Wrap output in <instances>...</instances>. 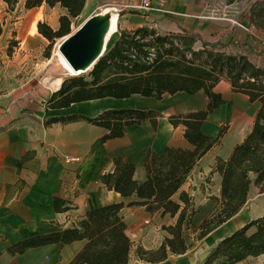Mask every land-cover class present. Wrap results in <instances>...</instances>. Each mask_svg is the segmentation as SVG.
I'll use <instances>...</instances> for the list:
<instances>
[{
    "label": "trees",
    "instance_id": "16d2710c",
    "mask_svg": "<svg viewBox=\"0 0 264 264\" xmlns=\"http://www.w3.org/2000/svg\"><path fill=\"white\" fill-rule=\"evenodd\" d=\"M88 0H3L10 10L23 4L32 10L44 5L60 7L65 11L55 30L47 23L39 22L38 32L54 44L72 32L73 20L78 19ZM241 0H226L233 5ZM249 26L264 30V0H254L248 8ZM119 36L108 47L92 70L83 76L63 81L60 89L47 101L49 109H67L73 104L106 98L124 100L133 96L158 101L166 95L185 93L195 95L203 91L209 102L204 110L170 116L174 127H184V137L191 148L170 147L163 153L149 149L143 165L146 176L143 181L135 178L137 166L125 162L122 157L113 159L114 169L101 176L102 184L109 190L131 199L129 208L143 207L147 213H161L176 218L173 226H162L166 236L157 250H145L127 235V224L121 211L124 203L108 204L86 212L77 225L59 228L45 235L19 242L9 252L21 255L29 249L48 245H71L85 242L84 247L70 264H129L133 251L144 263L158 264L170 256H182L189 249L186 238L193 227L197 213L193 199L181 191L198 162L223 137L203 133L202 126L209 116L226 103L222 94L215 91L223 80L230 83L235 93L248 97L250 103H258L254 125L243 142L237 145L230 158H217L215 172L222 177L220 197H212L218 205L211 215L197 228V240L209 234L237 216L249 201L251 188L260 187L264 193V69L253 64L247 55H227L216 51L225 45L203 42V48L195 49L197 38L184 33L159 34L155 29L141 27L133 31L118 30ZM3 23L0 19V36ZM251 54L260 55L252 46L234 44ZM211 49V50H209ZM162 119L154 110H107L97 117L70 115L50 118L45 126L55 123L87 122L108 131L101 138L105 143L122 138L127 129L150 121L157 130ZM178 195V199L175 196ZM57 212L69 210L67 202L53 199ZM264 255V215L254 219L230 235L222 238L203 264H238L249 258Z\"/></svg>",
    "mask_w": 264,
    "mask_h": 264
},
{
    "label": "crops",
    "instance_id": "0c3cea01",
    "mask_svg": "<svg viewBox=\"0 0 264 264\" xmlns=\"http://www.w3.org/2000/svg\"><path fill=\"white\" fill-rule=\"evenodd\" d=\"M155 1L160 2L162 7L139 16V20H135L137 25L126 24L121 30L133 31L149 27L162 35L184 33L195 36L197 43L218 42L212 37L213 30L217 29L216 22H208L202 13L204 0ZM223 1L226 3V0ZM86 8L87 5L82 14ZM58 90L47 93L30 88L0 93V264H70L85 242H75L64 247L48 245L29 249L21 255H12L9 250L31 237L52 233L59 228L73 227L87 211L114 203L125 204L121 215L127 224V235L135 244L134 251L138 246L145 250H157L166 236L162 226H173L176 218L169 215L161 218V213L156 212L160 220L155 222L156 215L147 213L145 208H129L131 199L109 191L102 184L101 176L114 169L115 157H122L125 162L137 166L135 178L143 181L146 176L143 165L149 149L161 154L170 147L191 148L184 137V127H174L168 118L204 110L209 102L207 96L203 91L192 96L175 94L173 96L190 97L191 101L192 98H198L201 103L197 105V102L190 101L183 109L170 112L157 130L150 121H145L141 126L128 128L122 138L103 143L101 138L108 133L103 128L84 121L55 123L46 127L45 121L74 114L97 117L104 111L119 109L154 110L162 114L158 109L145 105L146 101L158 100L141 96L124 100L106 98L73 104L67 109H49L47 101ZM216 90L232 88L228 81L223 80L216 86ZM166 97L172 96L166 95L164 99ZM251 104L257 107L252 122L241 120L238 117L239 109L226 102L202 126L203 133L215 138L222 131V124L226 126L227 122L236 120L235 131L240 137L233 140L228 134L231 128L223 132L221 142L198 162L181 189L200 207L193 218V223L196 221L199 226L214 211L208 207L218 205L217 201L211 199L219 198L221 191L222 177L215 172L217 158L227 161L234 148L243 142L253 128L259 105ZM69 110L73 112H66ZM214 116L223 122L211 124L210 119ZM66 158L76 161L66 162ZM54 198L66 201L69 210L55 211ZM175 199H178V195ZM134 251L129 264L137 259ZM171 257L158 264H166Z\"/></svg>",
    "mask_w": 264,
    "mask_h": 264
},
{
    "label": "rangeland",
    "instance_id": "374dc122",
    "mask_svg": "<svg viewBox=\"0 0 264 264\" xmlns=\"http://www.w3.org/2000/svg\"><path fill=\"white\" fill-rule=\"evenodd\" d=\"M253 1L241 0L233 5H226L223 0H204L202 13L208 22H216L217 29L213 30L212 37L218 41L217 43L225 45L216 51L227 55H247L253 64L264 69V30L254 29L248 24V8ZM159 3L150 0L152 10L145 11L141 8L142 0H88L86 12L78 19L73 20L72 32L77 30L89 17L101 13L103 10H108L109 14L118 15L119 29L126 24L135 26L137 25L135 20H139V16L152 13L154 10L161 8V3ZM64 13L65 11L60 7L49 8L46 5L27 10L23 4H19L15 9L10 10L3 0H0V19L4 29V33L0 36V93L9 90H29L30 88L41 89L42 92L49 93L56 90L58 81H61L62 84L64 80L73 78L58 62V45L62 39L51 45V42L39 32L36 34L32 32V25L35 21L37 25L39 22H44L56 30L59 27V18ZM118 36L119 33L110 46ZM236 43L248 44L260 55L251 54L245 48L236 47L234 45ZM201 48H203V42L199 41L195 45V49ZM216 92L222 94L227 104L239 109L238 117L241 120L252 122L257 107L251 104L247 97L235 93L233 90H216ZM190 101V97L177 95L166 97L158 102L146 101L145 105L161 111L162 121L170 112L188 106ZM191 102H197V105L201 103L198 98L197 100L192 98ZM221 122L223 121H218L215 116L210 119L211 124L218 125ZM236 123V120L229 121L226 126L222 124L221 127L225 133L226 130L231 128L228 134L234 138L233 140L240 137L235 131ZM205 199H208V197ZM194 205L199 211L200 207L195 203ZM208 208L213 211L216 206ZM154 215H156L155 222H159V214L154 213ZM263 215L264 193H261L260 187L253 186L249 201L240 213L228 224L215 230L203 240L196 239V230L199 224L194 221L193 227L186 238L189 246L188 253L184 256H173L166 264H203L223 237ZM131 264L144 263L134 259ZM238 264H264V255L258 258H249Z\"/></svg>",
    "mask_w": 264,
    "mask_h": 264
},
{
    "label": "water",
    "instance_id": "95a60500",
    "mask_svg": "<svg viewBox=\"0 0 264 264\" xmlns=\"http://www.w3.org/2000/svg\"><path fill=\"white\" fill-rule=\"evenodd\" d=\"M103 23V19L93 15L58 45L59 52L71 69L79 73L77 76L90 72L106 52L105 47H102Z\"/></svg>",
    "mask_w": 264,
    "mask_h": 264
},
{
    "label": "bare ground",
    "instance_id": "6f19581e",
    "mask_svg": "<svg viewBox=\"0 0 264 264\" xmlns=\"http://www.w3.org/2000/svg\"><path fill=\"white\" fill-rule=\"evenodd\" d=\"M108 12H109L108 10H103L101 13L95 14V15H98L99 18H101V19L104 20V23H103L102 47H105L106 50L110 46V44L113 41V39L115 38V36L118 34V30H119V25H118L119 18H118V15H116V14H109ZM32 32L34 34L38 33V28H37L36 21L32 25ZM57 56H58V62H59V64L63 67L64 70H66V72H68L71 76H77L79 74V73L74 72L71 69V66L69 65V63L67 62V60L65 59V57L62 55V53L59 52V50H58ZM60 86H61V81H58L57 82V86H56L55 89H59Z\"/></svg>",
    "mask_w": 264,
    "mask_h": 264
},
{
    "label": "built area",
    "instance_id": "2783aa9c",
    "mask_svg": "<svg viewBox=\"0 0 264 264\" xmlns=\"http://www.w3.org/2000/svg\"><path fill=\"white\" fill-rule=\"evenodd\" d=\"M141 8L144 9L145 11H151L152 6L150 4V0H142ZM65 161L66 162H72V161H76V160L71 159V158H66Z\"/></svg>",
    "mask_w": 264,
    "mask_h": 264
}]
</instances>
